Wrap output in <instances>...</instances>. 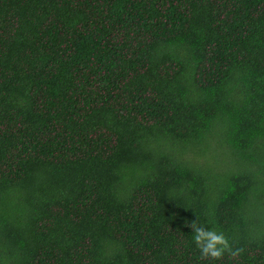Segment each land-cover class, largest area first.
I'll list each match as a JSON object with an SVG mask.
<instances>
[{
  "label": "trees",
  "instance_id": "obj_1",
  "mask_svg": "<svg viewBox=\"0 0 264 264\" xmlns=\"http://www.w3.org/2000/svg\"><path fill=\"white\" fill-rule=\"evenodd\" d=\"M0 264H264V0H0Z\"/></svg>",
  "mask_w": 264,
  "mask_h": 264
},
{
  "label": "clouds",
  "instance_id": "obj_2",
  "mask_svg": "<svg viewBox=\"0 0 264 264\" xmlns=\"http://www.w3.org/2000/svg\"><path fill=\"white\" fill-rule=\"evenodd\" d=\"M197 219L196 217L188 227L191 229L192 240L198 247L201 257L209 261L220 260L224 253L230 250L228 239L223 232L200 225Z\"/></svg>",
  "mask_w": 264,
  "mask_h": 264
}]
</instances>
